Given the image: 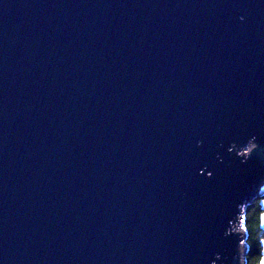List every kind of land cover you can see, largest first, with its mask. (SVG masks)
<instances>
[{
    "label": "water",
    "instance_id": "obj_1",
    "mask_svg": "<svg viewBox=\"0 0 264 264\" xmlns=\"http://www.w3.org/2000/svg\"><path fill=\"white\" fill-rule=\"evenodd\" d=\"M263 190L264 0H0V264H245Z\"/></svg>",
    "mask_w": 264,
    "mask_h": 264
},
{
    "label": "trees",
    "instance_id": "obj_2",
    "mask_svg": "<svg viewBox=\"0 0 264 264\" xmlns=\"http://www.w3.org/2000/svg\"><path fill=\"white\" fill-rule=\"evenodd\" d=\"M264 195L249 204L245 210V230L247 232L246 244L248 253L246 264H261L264 259Z\"/></svg>",
    "mask_w": 264,
    "mask_h": 264
},
{
    "label": "rangeland",
    "instance_id": "obj_3",
    "mask_svg": "<svg viewBox=\"0 0 264 264\" xmlns=\"http://www.w3.org/2000/svg\"><path fill=\"white\" fill-rule=\"evenodd\" d=\"M253 146L254 144H252L251 146H248L247 148H245L244 150H242L241 153H245L246 155H248V153L250 152V150L253 149ZM264 195V190L258 194V198L263 196ZM250 204V203H249ZM248 203H246L243 207V215H240L239 219L241 220V225L239 227H235L234 228V231L236 232H240L241 234L243 233L244 235V239H243V242H242V248L245 247V254L247 256V253H248V247H247V244H246V240H247V232L245 230V226H244V223H245V210L246 208L249 206ZM246 256H245V264H246Z\"/></svg>",
    "mask_w": 264,
    "mask_h": 264
},
{
    "label": "bare ground",
    "instance_id": "obj_4",
    "mask_svg": "<svg viewBox=\"0 0 264 264\" xmlns=\"http://www.w3.org/2000/svg\"><path fill=\"white\" fill-rule=\"evenodd\" d=\"M236 228H237V227H236ZM245 250H246L245 247H243V251H244V253H245Z\"/></svg>",
    "mask_w": 264,
    "mask_h": 264
}]
</instances>
